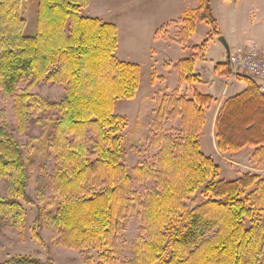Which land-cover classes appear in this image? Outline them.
<instances>
[{"label": "trees", "instance_id": "trees-1", "mask_svg": "<svg viewBox=\"0 0 264 264\" xmlns=\"http://www.w3.org/2000/svg\"><path fill=\"white\" fill-rule=\"evenodd\" d=\"M23 0H0V91L13 100L19 131L29 117L51 113L48 141L53 153L48 187L53 212L48 223L58 242L85 254L95 252L101 264H117L118 235L132 202L141 208V223L125 264H264V178L244 173L220 179L219 167L200 149L205 109L214 98L195 91L188 98L176 92L160 99L157 118L180 119L172 134L160 136L155 163H139L133 178L122 162L121 129L126 118L114 113L117 99H132L139 88V64L118 59L115 24L81 14L88 0H36L33 33L25 32ZM220 36L210 0H199L179 30L188 40L196 21ZM163 28V27H161ZM159 29L156 31L155 35ZM195 58L179 60L181 79L198 81ZM218 76L235 74L228 62L216 63ZM237 75L245 89L226 98L215 119V144L220 152L253 149L264 162V93L255 79ZM25 81H28L24 84ZM64 87L58 100L32 92L38 83ZM22 86V87H20ZM0 225L22 229V203L35 204L27 193L28 168L23 150L0 110ZM153 180L140 200L134 181ZM48 187L35 188L38 203ZM198 190L203 201L191 209L187 201ZM41 209L33 232L41 239ZM91 259V258H88ZM0 264H54L23 255Z\"/></svg>", "mask_w": 264, "mask_h": 264}, {"label": "rangeland", "instance_id": "rangeland-1", "mask_svg": "<svg viewBox=\"0 0 264 264\" xmlns=\"http://www.w3.org/2000/svg\"><path fill=\"white\" fill-rule=\"evenodd\" d=\"M88 2L89 4L81 9V14L97 17L102 21H113L117 26L119 40L115 51L116 57L138 63L141 69L136 96L132 99H117L114 106V113L126 118V124L120 132L122 162L131 176L135 177L133 168L137 164L156 162L161 143L160 136L172 134L180 126V119L165 117L160 121L157 118L160 99L176 91L177 94L190 98L195 91H199L210 92L216 96L205 109L206 120L200 131L199 141L201 151L218 165V177L234 179L244 173H250L264 178V162L258 163L254 160L251 147L237 153L220 152L216 148L214 119L223 103L220 101L229 95L226 89L233 86V82L238 79L235 74L238 73L234 72L235 74L229 77L221 76L224 77L221 79L214 73L213 65L227 60V49L219 40L220 36L216 35L212 36L214 39L211 37L206 42L203 49L200 48L210 31V26L204 21L195 22V31L188 40L180 39L182 19L187 12L198 6L199 0H88ZM210 5L211 9H214L213 16L220 20L223 32L221 36L237 45L244 40H250L264 50V0H210ZM35 7L36 0H23L21 12L25 20V32L28 34L33 33ZM156 28L159 31L155 35ZM190 57L196 59L193 73L198 74L199 79L188 83L179 77L175 65L179 60ZM242 85L244 82L238 81L235 87L240 89ZM32 92L49 100H58L64 93V87L42 82L34 85ZM0 110L5 112L8 126L23 150L28 168L26 190L35 202L32 205L22 203L25 210V223L22 229L14 228L7 222L0 225V263L14 256L29 255L41 260H50L54 264H101L94 251L85 254L61 245L57 240L56 230L48 223V214L54 210V206L50 204L52 191L48 187V177L54 162L53 153L48 145L52 135L49 119L54 115L51 113L32 115L28 118L23 131H19L13 115V100L3 95L1 91ZM39 182L48 187V199L42 203H38L35 198V188ZM153 184V180H135L133 190L138 198L143 200ZM0 193L5 194L2 179ZM202 201V194L198 190L189 198L187 206L191 209ZM37 205L42 211L40 240L33 232ZM140 223L141 208L136 202H132L126 211L122 230L118 235L117 264H125L132 257V245Z\"/></svg>", "mask_w": 264, "mask_h": 264}, {"label": "built area", "instance_id": "built-area-1", "mask_svg": "<svg viewBox=\"0 0 264 264\" xmlns=\"http://www.w3.org/2000/svg\"><path fill=\"white\" fill-rule=\"evenodd\" d=\"M228 62L235 73L259 80L260 92L264 93V57L260 52L237 47L229 52Z\"/></svg>", "mask_w": 264, "mask_h": 264}, {"label": "crops", "instance_id": "crops-1", "mask_svg": "<svg viewBox=\"0 0 264 264\" xmlns=\"http://www.w3.org/2000/svg\"><path fill=\"white\" fill-rule=\"evenodd\" d=\"M213 9V8H212ZM213 12H214V9H213ZM85 16H89V15H85ZM217 19V23H218V26H219V30H220V32H221V35H222V28H221V23H220V20H219V18H216ZM106 22H111V23H113V24H115L113 21H106ZM116 25V24H115ZM117 27V26H116ZM156 30H157V28H156ZM155 30V31H156ZM155 33V32H154ZM220 35V36H221ZM153 38L155 39L156 37H155V35H153ZM213 38V37H212ZM223 38L225 39V42L227 43V47H228V50H227V55H228V53L231 51V50H234L235 48H237V47H248V48H252V49H257V51L258 52H260V54L264 57V50L262 49V48H260V47H257V45L255 44V43H253V41H250V40H244L243 42H241L240 44H236L235 42H233V41H231L230 39H227V38H225L224 36H223ZM214 39V38H213ZM213 39H212V41H213ZM204 59V58H203ZM196 60V59H195ZM125 61V60H124ZM138 64V63H137ZM195 64H196V62H195ZM213 68H214V65H213ZM220 79L221 78H224V77H219ZM229 79H232V78H229ZM238 81H242V80H238V79H236L234 82H233V86L232 87H230V88H227L226 90H227V92H229V95L226 97V98H228V97H230V96H232V95H235V94H237V93H239V92H241L242 90H244L245 89V83H244V85H242V86H240V89H237V87H235V85H237V82ZM258 84H260L261 82L258 80V81H256ZM208 94H210V95H212L213 96V98L215 99L216 98V96L215 95H213V94H211L210 92H207ZM225 98V99H226ZM224 99V100H225ZM224 100H222V101H220V103L221 102H223ZM221 105V104H220ZM215 119H216V117H215ZM215 119H214V124H215ZM200 135V134H199ZM243 149H246V147L245 148H243ZM242 149V150H243ZM241 150V151H242ZM240 151V152H241Z\"/></svg>", "mask_w": 264, "mask_h": 264}, {"label": "water", "instance_id": "water-1", "mask_svg": "<svg viewBox=\"0 0 264 264\" xmlns=\"http://www.w3.org/2000/svg\"><path fill=\"white\" fill-rule=\"evenodd\" d=\"M219 40L222 42V44H224L225 48L228 50L227 43L225 42V39L223 38V36H220Z\"/></svg>", "mask_w": 264, "mask_h": 264}]
</instances>
